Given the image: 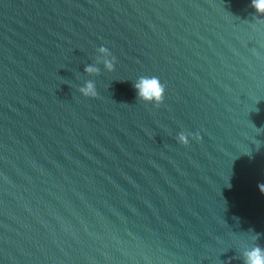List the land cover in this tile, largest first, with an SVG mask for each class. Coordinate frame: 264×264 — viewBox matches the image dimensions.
I'll use <instances>...</instances> for the list:
<instances>
[{"label": "water", "instance_id": "95a60500", "mask_svg": "<svg viewBox=\"0 0 264 264\" xmlns=\"http://www.w3.org/2000/svg\"><path fill=\"white\" fill-rule=\"evenodd\" d=\"M261 183L251 0H0V264H245Z\"/></svg>", "mask_w": 264, "mask_h": 264}, {"label": "clouds", "instance_id": "9594fccd", "mask_svg": "<svg viewBox=\"0 0 264 264\" xmlns=\"http://www.w3.org/2000/svg\"><path fill=\"white\" fill-rule=\"evenodd\" d=\"M251 4L257 12L264 13V0H251ZM101 51H103V49ZM85 70L92 71L93 69L87 67ZM91 87V84H88L87 88L83 89V91L87 93ZM134 87L137 89L138 95L145 100H152L157 103L163 100L165 91L164 85L157 77H142ZM179 139L183 142V135H181ZM257 187L261 193H264V183L258 184ZM245 256V264H264V250L259 247L252 248L245 253Z\"/></svg>", "mask_w": 264, "mask_h": 264}]
</instances>
